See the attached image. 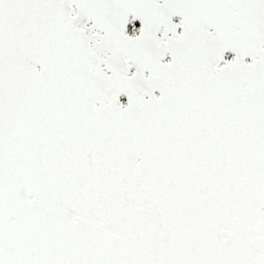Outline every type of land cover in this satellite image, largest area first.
Instances as JSON below:
<instances>
[{
	"label": "snow or ice",
	"instance_id": "1",
	"mask_svg": "<svg viewBox=\"0 0 264 264\" xmlns=\"http://www.w3.org/2000/svg\"><path fill=\"white\" fill-rule=\"evenodd\" d=\"M0 264H264V0H0Z\"/></svg>",
	"mask_w": 264,
	"mask_h": 264
}]
</instances>
